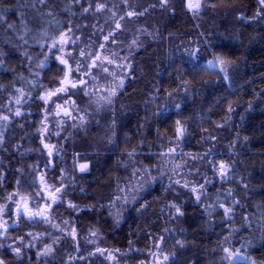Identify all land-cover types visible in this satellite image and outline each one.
<instances>
[{
	"label": "trees",
	"instance_id": "1",
	"mask_svg": "<svg viewBox=\"0 0 264 264\" xmlns=\"http://www.w3.org/2000/svg\"><path fill=\"white\" fill-rule=\"evenodd\" d=\"M209 2L217 12L206 10L195 18L185 0H169L167 7L159 0H0V14L6 17L0 22V116H9L0 120V204L12 203L7 197L16 192L33 196L35 206L36 193L42 191L35 178L43 172L49 185L60 180L67 185L69 198L80 209L72 213L77 232L93 228L100 238L96 245L74 249L59 260L33 255L17 261L7 256L9 249H1L7 264H150L151 253L158 252L155 244H161L163 254L175 253L165 264H219L218 245L235 229L239 231L233 232L230 245H245L243 250L256 264H264V18L251 20L258 0ZM96 3H106L105 10L95 11ZM89 4L93 7L85 13ZM128 8L143 12L146 28L151 24L152 29L106 113L82 131L67 117L49 116L44 111L49 106L39 97L63 76V66L54 59L61 53L49 49V38L72 26L76 44L67 47L76 53L68 57L72 61L79 58L80 48L91 46L95 52L101 43L109 45L111 40L105 42L103 36L114 30L113 22ZM240 12L249 21L237 20ZM191 47L199 49L195 58L190 57ZM211 52L235 62L229 81L205 66ZM18 89L24 93L21 105L15 103ZM79 95L70 98L83 106ZM229 104L235 109L231 113ZM17 108L22 115H14ZM177 120L186 126L179 142ZM42 125L47 126L44 135ZM103 133L108 145L98 147ZM45 142L55 144L60 156H49ZM170 146L184 157L183 168L168 169L127 205L121 220L114 219L106 205L115 196L113 181L122 179L120 161L148 167ZM133 149L130 161L125 153ZM82 163L89 164L88 171L79 170ZM220 163L227 166L225 178L219 174ZM221 204L233 208L230 220L224 218ZM20 222L26 224L25 219ZM22 233L20 228L8 229L4 236L15 240Z\"/></svg>",
	"mask_w": 264,
	"mask_h": 264
},
{
	"label": "snow or ice",
	"instance_id": "2",
	"mask_svg": "<svg viewBox=\"0 0 264 264\" xmlns=\"http://www.w3.org/2000/svg\"><path fill=\"white\" fill-rule=\"evenodd\" d=\"M38 3L44 4L45 0H37ZM79 2V0H77ZM124 3L127 4V0H124ZM161 7H167L169 4V0H159ZM258 8L256 10L255 15L251 18L252 21L264 18V0H258ZM186 6L187 9L193 13L194 16H198L200 12L206 8V7H212L215 8L216 5L212 4L209 5L207 3V0H186ZM93 7V4H89V7L84 8L83 11L85 13L89 12L90 8ZM154 7V5H153ZM106 8V3H96L95 4V11L101 12L104 11ZM147 11V9H145ZM50 14V13H49ZM113 17L116 16V13H112ZM144 15L143 12H137L134 9L126 11L124 15H121L119 17V20L115 21V29L120 30L122 28V25L120 23L121 20H124L125 17L132 18L135 16H142ZM6 19V17L2 14H0V22H3ZM237 20H244L249 21V18L245 16L243 12H240L236 16ZM13 25L9 24L8 28H12ZM102 31V29H101ZM73 32V27L69 26L66 31H61L58 36H52L49 39L51 40V43L49 44L50 50H58L60 53H63V55H55L54 59L58 61L60 65L63 67L61 68V71L63 73L62 77L55 78L57 81V86L54 88H47L44 90V95L40 96L39 99L43 101L44 105H47L49 107L45 108V112H51L55 116H64L67 118H70L72 120H76L79 118L82 122L84 121L85 117L82 115H78L81 111L79 105L76 103L75 100H72L70 98L71 95H76L78 93H82L85 97H92L95 96L100 89L95 85V81L101 78V73L104 74V78L107 76H111L113 78L114 86L106 89V95L100 96L98 100L94 101L95 103L99 104L101 101H103L105 104L110 105L112 103V97H114L117 94V91L119 89L123 88L124 80L123 78L119 79L118 83H115L117 80V74L114 71H110L107 65H112L114 63V59L109 58L108 56H105L102 54V50L105 49L106 44L101 43L99 45V48L97 51H85L84 49H79L78 55L80 59L73 58L72 62L70 63L69 59L66 57H72V52L68 51L65 53V48L69 47L71 45L76 44V39H73L71 33ZM78 39V38H77ZM103 40L105 42H108L111 40L113 43H115V32L109 31L107 35L103 36ZM136 42L133 41V44ZM199 51L197 49L195 52H190V55L195 57L196 53ZM115 54H113L114 56ZM47 58V57H46ZM234 61H229L227 58H225L222 55H214L213 59L208 60L206 62V67L211 70H216L218 68L219 72L221 73V78L225 81L229 79L228 71L229 68L234 65ZM73 64L75 67H73ZM43 66V65H41ZM117 67L123 68L124 65H117ZM205 84L208 83V81H204ZM186 88V84L183 85ZM91 87V90H89ZM21 94L18 96L15 100V103L17 105H21L24 103V93L22 90H17ZM169 97L173 96L172 92L167 93ZM55 98V100L53 99ZM93 102V101H90ZM55 105L54 108L51 107V105ZM175 107L177 109L180 108L179 104H176ZM249 108H251V104H249ZM235 109L231 104L228 105L227 111L229 113L233 112ZM76 113L77 115H74ZM14 115L20 116L22 115L19 108L15 111ZM47 119V116L44 117V120ZM0 120L7 121L9 120V116L2 115L0 116ZM44 120L41 121V123H44ZM218 127H221V125H218ZM41 134L44 135L47 133V129H41ZM176 141L179 142L180 139L185 135L186 133V126L181 123L180 120L176 121ZM58 135V133H57ZM0 141H2V138H0ZM109 142L111 143L112 140L109 138ZM44 148L48 149V155H53V148L54 146L49 144H44ZM176 154V147L170 146L168 147L167 151L159 153V156L161 158L164 157H174ZM129 160L131 161L132 158L135 156V149L133 151L125 153ZM161 163H164L165 161L162 159L160 161ZM127 167V166H125ZM177 168L180 166L177 165ZM79 170L81 172H86L89 170V164L88 163H82L79 165ZM219 174L221 178H225L227 175V166L224 163L219 164ZM164 175L163 172L160 173V176H152L151 175V169L149 167H136L132 171V177L135 179V184H133L131 181H129V184L127 187L121 188L118 185V191L125 195H116L115 199L110 201L111 207L118 208L117 201L123 200L124 203L129 202V197H131L132 202H135L139 198V193L146 190L148 186L151 185L152 182L156 181L160 177ZM41 183L44 185L41 192L36 193L37 196L40 197L42 201H44L43 205L37 204L35 207L32 206V200L29 196L26 195H20L19 193L13 192L9 194L7 199L9 201H12V203L15 204V216L17 220L21 218H27L29 221H35L37 219L46 222L51 223V220L49 218L52 210L53 205H56L58 203H61V197L63 195V187H57L54 185H47L45 183L44 177L41 176ZM19 183V182H17ZM176 184H179L180 181H175ZM185 187L187 185H184ZM203 187V186H201ZM193 192L196 191V188L192 189ZM45 192L47 193L45 195ZM16 196H19V199H14ZM197 201H199L200 196L198 195L196 197ZM236 203H239L238 201ZM147 205H141V207H146ZM69 208H76L77 206L74 204L69 203ZM175 207V205H173ZM221 208H223V214L224 218L226 220H230L233 214V208L232 207H224L223 204L220 205ZM13 209L9 207L7 204H0V236L4 235L8 231V222L4 220V215L11 214ZM176 212L178 214L181 213V210L179 207L176 208ZM117 215H119V211H117ZM247 217H245V221L247 222ZM15 223V222H14ZM65 225H68V221H63ZM54 227H59V225H54ZM239 231L238 229L233 230V232ZM233 232L229 233V236L224 237V241L221 242L220 245H218L220 252L222 255L220 256V264H256V261L251 257V255L247 254L243 249L245 248V245H241L240 248H236L234 246L230 245V237L233 235ZM29 236H32V233L28 234ZM69 235H71L72 239H76V231L73 227L71 231L69 232ZM95 235V233H93ZM21 241H23V237L19 238ZM33 239H36L35 236H33ZM159 240L163 242L164 238L160 237ZM55 243V241H54ZM180 247H184L183 243L180 241L176 242ZM224 244H229V246H224ZM34 245H27V247H32ZM155 248L158 250V252H152L151 255L155 258L153 261V264H165V262L169 261L172 256L175 255V253H172L171 255L163 254V250L161 249V244H155ZM5 247V245L0 244V248ZM11 248V246H8ZM11 251L15 253L17 257H20L22 255V249L21 247L11 248ZM117 251H119L117 249ZM52 252V247L46 246L44 251L42 253H38L39 255H48ZM97 252L100 255H105V251L102 249H97ZM96 253H90L89 255H95ZM108 257L110 259L115 260V257L112 255V253H108ZM80 259H84V257H80ZM0 264H6V262L3 259H0ZM140 264H146L145 261H141Z\"/></svg>",
	"mask_w": 264,
	"mask_h": 264
},
{
	"label": "rangeland",
	"instance_id": "3",
	"mask_svg": "<svg viewBox=\"0 0 264 264\" xmlns=\"http://www.w3.org/2000/svg\"><path fill=\"white\" fill-rule=\"evenodd\" d=\"M207 3L209 5H212L209 0H207ZM185 7L187 9L186 6V0H185ZM129 10H133L132 8H128L125 10L129 11ZM188 10V9H187ZM206 10L209 11H213L214 13L217 12L216 8H212V7H206L204 8L200 14L198 16H194L192 12L191 13L192 16L199 17L200 15H202L203 12H205ZM124 12V13H125ZM124 15V14H123ZM125 19L128 20V22H126V20H121L120 23L122 25V28L120 30H116L115 29V21L113 22V28L116 33H115V43H113L112 41H110V44L107 45L105 47L104 50H102V54L105 56H108L109 58L114 59V63L112 65H107L105 64L106 67H108L110 69V71H114L117 74V80L115 81V83L119 82L120 78H123L124 80V84L125 82L128 80L129 77V73H130V68H131V62L133 60L134 54L139 50V48L142 46V44L144 43L145 37L147 38L150 35V29L151 28V24H150V28H146L145 23L143 22V18L142 16H135L132 18H128L125 17ZM119 20V19H117ZM133 41H135L136 43L133 44ZM99 48V46H98ZM97 48V50H98ZM193 47H191L190 52H195L197 50V48L192 49ZM80 49H84L85 51H92V47H88L87 49L85 48H80ZM69 49L67 50V47L65 48V53L68 52ZM79 52V50H78ZM77 52V54H78ZM113 54H115L113 56ZM60 55H63V53H61ZM74 55H76V53L74 54L72 52V56L74 57ZM197 56V53H196ZM195 56V57H196ZM213 53L211 52V56L209 58H207L204 61V64L206 66V62L208 60L213 59ZM191 58H195L193 56L190 55ZM68 58V57H66ZM69 59V58H68ZM75 59H80L79 58H75ZM70 63L72 62L69 59ZM124 65L123 68L117 67V65ZM73 67H75V65L73 64ZM218 70V68H217ZM230 70V68H229ZM219 72V70H218ZM229 72V71H228ZM219 74L221 75V73L219 72ZM101 78L98 79L97 81H95V85L100 89V91L92 97H85L83 96L82 93H80V95L82 96V98L84 99L83 102V106L81 104H79V107L81 109L80 113L78 115H82L85 117L84 121L82 122L79 118H77L76 120H72L70 118H68L69 120H71V122H74V124H72V126L74 127L75 130H79L82 131L86 128V123H91L92 120L94 121L97 117H100L102 114L106 113V110L108 109L109 105L105 104L103 101H101L99 104L95 103L94 101L98 100L100 96L106 95V89L113 87L114 83H113V78L111 76H107L106 78H104V74L101 73ZM229 75V73H228ZM223 80V79H222ZM229 81V79L227 80ZM226 81V82H227ZM225 82V80H224ZM124 87V85H123ZM91 90V87L90 89ZM122 89H119L117 91V94L115 96H117L119 94V91H121ZM79 95V96H80ZM114 96V97H115ZM112 97L111 99L113 100ZM93 101V102H90ZM105 110V111H104ZM49 116H55L52 113L48 112ZM74 115H77L76 113H74ZM47 129L46 125H42L41 129ZM105 132V130H104ZM46 134V133H45ZM105 135H107V133H103V135L99 138V143L100 145H98V147L101 145L107 147L108 145V138L105 137ZM44 144H49L54 146L55 148V144L49 143V142H45L43 143V147ZM53 148V155L52 156H60L59 152L57 153L56 151H54ZM168 148L163 149L162 151L158 152V155L155 156L153 158L154 162L153 164H149L148 167L151 169V175L152 176H160V173L163 172L164 174L168 171V169H173L172 172H175V170H181V168H183L184 164H185V159L184 157H182L181 155H179L177 152L175 154L174 157H164L161 158L159 156V153L161 152H165L167 151ZM45 152H48V149L44 148ZM164 160V163H161V160ZM179 165L180 167L177 168L176 166ZM187 165V164H186ZM127 166V167H125ZM119 168L121 169L122 173V179L121 178H116L113 181V186H112V191H114L115 196L116 195H125L122 194L118 191V185L121 188L127 187L129 184V181H131L133 184H135V179L132 177V171L134 168L136 167H132L130 164H128V162H124L121 164L120 161V165ZM170 172V171H169ZM41 176H45L43 175V172H38L37 176H36V182L39 183L40 187L43 189L44 185L41 183ZM161 178V177H160ZM45 180V178H44ZM62 180L58 181L56 183V185L54 186H61L62 185ZM45 183L47 185H49V183H47L45 181ZM154 183V182H152ZM151 183V184H152ZM63 187V195L61 197V203H58L56 205H53V210L49 216L51 223H46L43 222L39 219L35 220V221H29L27 218H21V219H25L26 223L25 225H20V221L21 219L17 220L16 216H15V204L14 203H5L7 205H9V207L11 209H13V211L11 212V214H5L4 215V220H6L8 222V229H18L20 228V231L23 232L22 236H17L15 237V240L13 238V240L9 239L8 237L4 236L0 237V244L5 245V247L0 248L1 249H9L7 256L8 257H12L13 259L17 260V261H21V260H25V258L27 259H31V257L34 255V257L37 259L38 257L40 258V256L45 257L47 255H39L38 253H42L45 249L46 246H51L52 247V252L48 254V256H50L51 258H56V259H63L67 256H70L71 254H73L74 249H77L78 251L86 249L85 246L89 247L90 245H96L100 238L98 237V232L96 231V229H90L88 232H86V234H80L79 232H77L75 225L73 223V219H72V213L73 214H79L80 209L78 208V205H76V208H69L68 204L71 203L73 204L72 200L69 198L70 197V192L69 190H67V185H62ZM149 186L146 188V190H144L143 192L139 193L140 194L146 192L148 190ZM47 193L45 192V195ZM31 198L32 202H33V196L31 195H27ZM115 196L113 198L110 199V201L115 199ZM14 199H18V198H14ZM12 202V201H11ZM132 202L131 197H129V202L128 203H124L123 200L121 201H117V205L118 208L116 207H111L110 203L108 205H106L107 210L110 211V214L112 215V217L114 219H116L117 221L122 219V215H123V211L127 208V205ZM44 201H42L40 199V197L38 196V200L35 202V204H40L41 206L43 205ZM35 205V206H36ZM33 206V207H35ZM117 211H119V215H117ZM63 221H68L69 224L65 225L63 223ZM15 222V223H14ZM54 225H59V227H54ZM75 228L76 231V239L73 240L71 235H69V232L71 231L72 228ZM0 231H2V229H0ZM32 233V236H29L28 234ZM93 233H95V235H93ZM33 236L36 237V239H33ZM23 237V241H21L19 238ZM2 238V239H1ZM55 241V243H54ZM11 246V248H16V247H21L22 249V255L20 257H17L15 255L14 252L11 251V248H9L8 246ZM27 245H34L32 247H27ZM82 246V249H79V247ZM31 248L34 249V253H30ZM33 258V257H32ZM0 259H3L6 262V258L1 255V251H0ZM26 259V260H27ZM155 259V258H154ZM154 259H152L150 261V264H153ZM25 260V261H26ZM7 264V262H6ZM220 264V262H219Z\"/></svg>",
	"mask_w": 264,
	"mask_h": 264
},
{
	"label": "water",
	"instance_id": "4",
	"mask_svg": "<svg viewBox=\"0 0 264 264\" xmlns=\"http://www.w3.org/2000/svg\"><path fill=\"white\" fill-rule=\"evenodd\" d=\"M208 70L213 71V70H211V69H208Z\"/></svg>",
	"mask_w": 264,
	"mask_h": 264
},
{
	"label": "flooded vegetation",
	"instance_id": "5",
	"mask_svg": "<svg viewBox=\"0 0 264 264\" xmlns=\"http://www.w3.org/2000/svg\"><path fill=\"white\" fill-rule=\"evenodd\" d=\"M40 189L42 190V188L40 187Z\"/></svg>",
	"mask_w": 264,
	"mask_h": 264
}]
</instances>
